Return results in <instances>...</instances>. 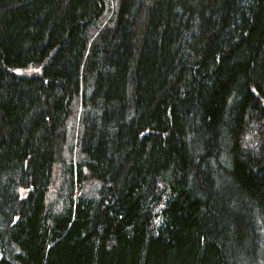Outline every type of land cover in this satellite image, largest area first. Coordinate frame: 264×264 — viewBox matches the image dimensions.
Instances as JSON below:
<instances>
[{"label": "trees", "instance_id": "1", "mask_svg": "<svg viewBox=\"0 0 264 264\" xmlns=\"http://www.w3.org/2000/svg\"><path fill=\"white\" fill-rule=\"evenodd\" d=\"M115 5L0 0V264H264V0Z\"/></svg>", "mask_w": 264, "mask_h": 264}, {"label": "rangeland", "instance_id": "2", "mask_svg": "<svg viewBox=\"0 0 264 264\" xmlns=\"http://www.w3.org/2000/svg\"><path fill=\"white\" fill-rule=\"evenodd\" d=\"M108 3H109V7L111 6L112 8H115V4H116V0H107ZM110 16V15H109ZM14 71L17 73V74H20V75H24V76H31L33 74H40L42 72V68L41 66H29V67H20V68H15ZM70 147H72V152H74L75 154V157H76V160H80L81 159V155L82 153L79 152L77 150V142L76 141H70L68 143V146H67V152H68V156H67V160L70 159V156H69V149ZM71 159L73 160L74 158L71 157ZM76 173L78 174V168L75 169ZM57 181L60 182L57 187L59 188L62 184H63V181L57 177ZM55 191H56V186H52L51 188V191H50V194H49V200H52L55 196Z\"/></svg>", "mask_w": 264, "mask_h": 264}]
</instances>
